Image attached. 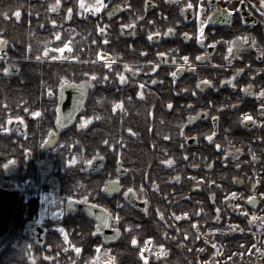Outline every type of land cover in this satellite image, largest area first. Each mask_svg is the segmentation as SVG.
<instances>
[{"label": "flooded vegetation", "instance_id": "af4514ba", "mask_svg": "<svg viewBox=\"0 0 264 264\" xmlns=\"http://www.w3.org/2000/svg\"><path fill=\"white\" fill-rule=\"evenodd\" d=\"M24 2L50 6V22L44 23V27L48 26L44 34V50L48 49V54L43 53L35 60L46 67L44 71L48 69L55 75L21 76V58L0 57V187L19 193L11 230L0 239V248L5 250L7 237L19 228L21 235H17V241L27 239L42 248L41 252L32 249L31 255L24 253L30 264L78 260L82 248L73 240L74 231L79 238L85 233V223L90 225L93 220V237L97 239L93 248L98 252L101 248L108 250L123 234L120 218L116 219L111 209L123 204L133 207L124 194L130 188L135 189L130 165L147 159L151 163L168 161L163 150L171 146L175 147V153L168 150L165 155L175 162V203L191 197L187 192L178 198L177 187L185 173L195 178L203 170L225 171L235 165L244 175L236 179L237 186L247 189V180L251 179V183L248 194L239 191L236 203L239 209L234 204L232 208L235 212L264 211L260 207L264 197V111L260 105L264 104V98L258 95L264 89L262 0H104L105 6L99 12L82 10L79 0H60L58 10L53 7L56 0ZM96 3L97 0H85L86 5ZM68 8H72L71 19H67ZM229 9L233 10L230 14ZM81 11L85 14L81 15ZM36 17L39 14L31 11L30 19ZM53 20L57 23L53 24ZM202 20L207 23L204 42L200 43ZM129 24L132 27H124ZM104 28L106 31L100 30ZM170 28L174 32L165 35ZM149 33L159 35L149 39ZM185 33L191 36L186 39ZM240 37H247V41L237 39ZM32 42L30 47H34ZM66 43L70 47L60 52L59 57L76 59H52ZM230 44L232 55L228 53ZM7 48V41L0 40V49ZM102 55L107 59H101ZM184 56H188V61ZM198 56L202 58L198 60ZM109 62L111 67L107 66ZM126 64L131 67H125ZM156 65L159 67L153 72ZM180 65H184L183 70ZM191 65L196 66L195 70ZM9 66L11 71L4 72ZM172 72L178 74L173 77ZM92 73H96L95 78ZM117 73L127 77L125 83L120 82ZM65 77L86 84L81 107L75 88H67L61 99L59 85ZM232 77H235L232 83H220ZM205 80H211L212 85H201ZM89 81L94 86L88 85ZM246 87L250 90L245 91ZM49 88L54 95H49ZM141 90L143 96L138 95ZM119 101H123V107L114 108ZM33 112L40 114L34 116ZM247 113L254 120L242 122V114ZM61 116L67 119H60ZM71 117V124L65 125ZM88 117H92L91 121L81 127ZM90 129L94 154L81 156L77 151ZM213 132L216 135L210 141L207 137ZM147 146L151 157L147 156ZM70 160L75 163L70 164ZM89 160L91 165L87 163ZM97 160L101 161L99 169H91ZM249 162L254 165L251 172L246 168ZM94 175L98 181L90 184ZM117 178L120 192L106 194L105 185ZM200 186L193 185V189L199 190ZM135 195L139 201H146L148 207L146 196L142 198L136 189ZM211 195L215 200V193ZM101 196L110 200L107 202L111 207L99 201ZM122 196L124 203L117 204ZM249 196L260 198L257 208L249 206ZM85 197L87 202L109 211L111 227L120 230L118 241L107 244L103 230L96 231L97 220L83 210L70 209L76 202H84ZM8 200L14 201V197ZM54 207L60 208L62 214L54 212ZM99 261L98 254L95 263Z\"/></svg>", "mask_w": 264, "mask_h": 264}, {"label": "trees", "instance_id": "16d2710c", "mask_svg": "<svg viewBox=\"0 0 264 264\" xmlns=\"http://www.w3.org/2000/svg\"><path fill=\"white\" fill-rule=\"evenodd\" d=\"M14 1L0 0V38L8 43L4 55L10 58H21L19 61L22 69L21 76H54L55 73L50 74L48 69L44 71L46 67L41 66L40 62L35 60L44 53L46 43L44 34L45 29L48 28V26L44 27V23L50 22L48 19L50 6L40 3L30 5L24 0L15 4ZM16 11L21 13V17L17 18ZM31 11L39 14V17L34 18V20L30 19ZM29 40L33 41L34 47L29 46ZM32 69L34 70L32 71ZM39 70L42 73H39ZM84 136L82 148L77 152L81 156L88 153L91 157L94 154L91 129ZM147 151V156L151 157L152 152H150L149 146H147ZM167 151L170 154L175 153V147L164 148L163 157ZM138 158L142 160V156L139 155ZM252 164L249 162L246 167L250 172L254 169ZM130 168L132 187L137 190L142 198L146 196L149 202L147 211L134 209L127 204L111 209L115 217L117 214L119 215L120 227L123 231L121 239L108 248L114 258V264H144L139 253L149 237L152 238L155 245L163 244L168 254L159 258L156 255H151L148 264H201V260L211 259L215 253L213 245L204 240L202 234L214 230L215 239L221 243L223 249V256L225 257L223 264H254L260 251H264L263 227L254 226L250 220L252 214L257 213V209L242 213L235 212L232 208V204L238 203V198L230 194L239 191L248 194V187L251 183V179H248L247 189H240L237 186L236 179L244 176L242 171L237 170V166L231 165L225 171L216 169L206 172L203 170L201 171L202 174L195 175V178H191L185 173L184 180L182 179L180 186L177 187L179 192L177 195L180 199L184 194L190 192L191 197L179 200L177 203H175V180L172 179L175 175V164L168 167L162 162L151 163L147 159L144 162L131 164ZM198 177H202V179ZM94 181H98L96 176L90 178L89 183L92 184ZM101 181L103 182V180ZM99 183L101 184L100 181ZM154 183L160 187L158 191L152 189ZM198 183L201 184L199 190H194L193 185ZM90 186L92 187V185ZM213 192L215 193V200L212 199L211 194ZM84 193L86 195L88 192L85 190ZM105 199L104 196H101L99 201L111 207L108 203L110 200ZM117 201V204L119 201L124 203L123 196ZM260 207L264 208V197ZM217 209L222 211L220 216H218ZM161 213H163L164 218ZM173 213L175 216L183 215V213H188V215L179 220H174ZM216 216L220 218V221L217 218L214 220ZM85 219L88 220L87 217ZM166 219L169 226L165 224ZM89 223H85V233L79 238L77 231H74L73 240L76 241L79 248H82V255L79 259L67 261L60 259L56 264H96L95 257L100 255V252L97 251V248H93V242L97 239L93 237V220H91L90 225ZM128 225H132L131 229ZM234 225L236 227H233ZM87 228L92 231L89 233ZM19 234L21 235L20 229L17 228V230L13 229L7 237V245L0 258V264H30L23 256L28 247V240L19 239L17 241L16 238ZM133 238L138 240L135 245L131 243ZM100 243L101 240L98 241L99 245ZM41 249L40 245L33 246V251H40ZM212 259L214 260V258ZM98 264L105 263L99 261Z\"/></svg>", "mask_w": 264, "mask_h": 264}, {"label": "snow or ice", "instance_id": "6c2138e0", "mask_svg": "<svg viewBox=\"0 0 264 264\" xmlns=\"http://www.w3.org/2000/svg\"><path fill=\"white\" fill-rule=\"evenodd\" d=\"M262 3H264V0H262ZM59 4H60V0H56V5L53 6L54 9L58 10V6H59ZM79 6H80V8H81L82 10L99 12V11H100L105 5H104V0H97V3H96V4H88V5L85 4V0H79ZM190 6H191V5H188V7H190ZM67 11H68V13H69L67 19H71V18H72V17H71L72 8H68ZM232 11H233L232 9H229V10H228V14H230ZM84 14H85V11H81V15H84ZM109 14L111 15V13H109ZM19 15H20V13H19V11H17V13H16L17 18H19ZM52 23H53V24H56L57 22H56L55 20H53ZM132 23L135 24V21H133ZM206 23H207V21H203V20L201 21L200 38H199V42H200V43H203V42H204L203 30H204V25H205ZM124 27H126V28H130V27H132V24L124 25ZM100 30H101V31H106V28H104V29H100ZM173 32H174V29H171V28H170V29L168 30V32H167V33H164V34H165V35H168V34L173 33ZM59 35H60V34L57 33V38H59ZM157 35H159V33H149V39H151L153 36H157ZM184 35H185V38L187 39V38H189V37L191 36V33H185ZM2 39H3V38H0V40H2ZM237 39H239V40H241V41H244V42L247 41V37H240V38H237ZM105 43H107V40H105ZM213 43H216V42L213 41ZM254 44H255V42L253 41V46H254ZM69 47H70V45H69L68 43H66V44H64V46H63L62 48L57 49V51L63 53L64 50H65L66 48H69ZM232 52H233V45L230 44V46H229V48H228V53H229V55H232ZM47 54H48V49H45V50H44V55H47ZM159 55L163 56V55H166V54H165V53H160ZM202 55H203V54H202ZM262 55H264V53H262ZM37 58H39V57H37ZM57 58H58V57H52V59H57ZM59 58H71V59H76V57H59ZM201 58H202L201 56H198V57H197L198 60L201 59ZM101 59H105V58H104L103 56H101ZM183 59H184L185 61H188L189 58H188V56H184ZM107 66H108V67H111V63L109 62ZM125 67L130 68L131 65H127V64H126ZM158 67H159V65H156V67L152 68V71L155 72V71H156V68H158ZM195 67H196L195 65H191V68H192L193 70H195ZM183 68H184V65H180V69L183 70ZM3 71H4V72H9V71H11V66H9V68H5V69H3ZM135 71L138 72L139 69H135ZM238 71L242 72L243 69H239ZM177 74H178L177 72H172V73H171V75H172L173 77H175ZM91 75L93 76V78H95L96 73H92ZM117 75L120 77V82H121V83H125V82H126V80H127V77H126V76H124V75L121 74V73H117ZM234 79H235V77L228 78L227 80H222L220 83H221V84L232 83V81H233ZM104 81H105V82L107 81V76H106V75H105ZM152 83H156V81L153 80ZM200 83H201V85H212L213 82H212L211 80H205V81H201ZM87 84H88V85H91V81L87 82ZM91 86H94V85H91ZM85 87H86V84H85L84 82H82V83H80V84H77L75 81H71V80H69L67 77H65L64 80H63V82L59 85L61 99H64L65 94H66V89H67V88H75V89H77V96L80 98V100L78 101V106H80V105H82V99H83V95H84V91H83V90H84ZM140 87H141V89H143V87H144L143 84H141ZM233 87H235L234 84H233ZM249 90H250V88H248V87L245 88V91H249ZM48 93H49V95H54L53 90H52L51 88L48 89ZM138 95L143 96V95H144L143 90H141V91L138 93ZM253 95H257V93H253ZM258 95H259L261 98H264V89H262V90L258 93ZM122 107H123V101H119V102H116V103L114 104V108H122ZM168 107H169V108L172 107V103H171V102H169ZM221 107H223V105H221ZM233 107H235V105H233ZM260 108H261L262 111H264V104H261V105H260ZM74 110H75V109H74ZM39 114H40L39 112H33V113H32V115H34V116H38ZM69 115H71V113H69ZM16 119H20V120H22L23 117H17ZM91 119H92V117L85 118V119L82 121L81 127L86 126V125L91 121ZM213 119L215 120V119H217V118H216V117H213ZM241 119H242V122H249V121H253V120H254V117H253L250 113H247V114H242ZM5 131H7V129H6ZM129 131H131V129H129ZM215 135H216V133L213 132L212 134L208 135L207 139L211 141V140L213 139V136H215ZM104 143L107 144L108 141H104ZM216 147H217V148H220L221 146H220L219 144H216ZM225 155H227V153H225ZM69 163H70V164H71V163H75V161H74V160H70ZM87 163H88L89 165H91V164H92V161L89 160ZM165 163L171 164V163H174V161H172V160H168V161H165ZM210 166H211V165H210ZM173 179H175V178H173ZM118 181H119V178H117V183H118ZM259 182H260V181L257 180V183H259ZM153 187H157V186H156V185H153ZM197 187H198V185H197ZM111 190H112V191H115L116 188H115V187H112ZM105 191H109V186H108V185H105ZM134 192H135V189L130 188V189H128V191L125 192L124 194L127 196V195H130V194L134 193ZM230 195H231V196H236L237 193L233 192V193H231ZM213 198H214V194H213ZM146 199H147V198L145 197V200H146ZM225 199H228V197H225ZM247 199H248L249 201H253V200H254V198H253L252 196L247 197ZM84 200L87 201V198L85 197ZM71 205H72V201H70V203H69V206H70V207H71ZM236 207L239 209L240 206H239V205H236ZM144 211H147V208H145ZM217 211H219V209H217ZM105 212H107V210H105ZM58 214H62V210H61V212H59ZM183 215H184V216H187L188 213H183ZM161 216H163V213H161ZM119 218H120V217H119V215L117 214L116 219H119ZM110 219H111V214H110V213L107 214V215H102V224H98V225H97L96 231H97V232L102 231L103 227H111ZM217 219H219V217H217ZM252 219L255 220L256 217L253 216ZM128 227H129V229H131L132 225H128ZM233 227H236V226L234 225ZM240 230L243 231V229H240ZM60 231H61V232H64L65 237H67V233L65 232V230H64L63 228H60ZM116 231H117V233H118V232H119V229L117 228ZM214 231H215V230H214ZM105 238H106V239H107V238L116 239L115 236H112V237H105ZM151 240H152V238L149 237L148 240L144 243V247L140 249V253H139V254H140V256L142 257V259H143V261H144V264H148V261H149V256L145 255L144 253H145V250H146V249L149 250V251H151V243H150ZM131 243H132L133 245H135V244L138 243V240H137L136 238H133L132 241H131ZM158 247H159V252L157 253V258H159L160 256H164V255L166 254V252H167V249H165V247H164L163 244H160ZM76 251L79 252L80 249L77 248ZM113 259H114V258H113Z\"/></svg>", "mask_w": 264, "mask_h": 264}, {"label": "water", "instance_id": "95a60500", "mask_svg": "<svg viewBox=\"0 0 264 264\" xmlns=\"http://www.w3.org/2000/svg\"><path fill=\"white\" fill-rule=\"evenodd\" d=\"M85 92H86V89H85ZM79 107H81V105ZM60 119H67V117L61 116ZM72 119H73V117H71V119L69 118L68 122L65 125H67V126L70 125ZM100 163H101V161L97 160L91 166L92 167L91 169L98 170ZM107 185L109 186V191H105L106 194L114 195V194H117L118 192H120V190H121V188L119 186V182L117 183V181L108 182ZM112 185L116 186L115 191L110 190ZM10 197H14V201L11 202L10 200H8ZM126 197H127V201L129 202V204L135 208L145 209L147 207V202L146 201H139L136 198L135 192L130 194V195H127ZM253 198H254L253 201H248L249 206L251 208H257L259 203L261 202V200L258 197H253ZM18 199H19V193L17 190H6V189H2L0 187V239H2L11 230V224L13 221V213H14V210L17 206ZM11 200H13V199H11ZM70 209L71 210L80 209V210L85 211L91 218L97 220L98 224H102V215L109 214V211L105 212L106 209L104 207L89 203L87 201L76 202V206H74V208H70ZM110 224L112 225L111 219H110ZM102 230H103L102 235H103L105 242L107 244L113 243V242H116L119 240L120 230L118 233H117L116 229H113L112 227H103ZM112 236H115L116 239H111V238L106 239L105 238V237H112ZM42 242L43 241L41 240V243ZM3 250H4V248H0V255L2 254Z\"/></svg>", "mask_w": 264, "mask_h": 264}, {"label": "rangeland", "instance_id": "374dc122", "mask_svg": "<svg viewBox=\"0 0 264 264\" xmlns=\"http://www.w3.org/2000/svg\"><path fill=\"white\" fill-rule=\"evenodd\" d=\"M16 13H17V11H16ZM15 13V14H16ZM20 13V12H19ZM21 16V13H20V15H19V17ZM56 38H57V36H56ZM60 38V37H59ZM59 38H57V39H59ZM4 52H6L5 50L3 51V50H1L0 49V57H2V56H4ZM59 54H60V52H57V54H56V56L55 57H59ZM105 59H107V57H105V55H102ZM40 57V56H39ZM167 155V154H166ZM164 156V159L165 160H172L170 157H168V156ZM167 157V158H166ZM163 164H166L165 163V161H163L162 162ZM172 164H175V162L174 163H171V164H166V165H168V167H172ZM175 177V175L173 176V178ZM172 178V179H173ZM175 180V179H174ZM153 185H156L157 187H153L152 186V189L153 190H159V186L156 184V183H154ZM237 193V195L236 196H234V197H238V195L240 194V192H236ZM264 196V195H263ZM168 201H170V200H168ZM243 211H241L242 213H246L247 211L246 210H244V209H242ZM53 211L54 212H56L57 214L59 213V212H61V209L60 208H58V207H54V209H53ZM218 212V216H220V214H221V212L222 211H217ZM173 218H174V220L175 219H177V220H179L180 218H183V217H185L184 215H177V216H175V213H173ZM218 216H216L215 218H214V220L218 217ZM253 216H255L256 217V219L255 220H253L252 219V217ZM252 217H251V221H252V224H254V226H256V227H258V228H262L263 227V230H264V222H263V217L260 215V214H252ZM163 218H164V216H163ZM219 221H220V218H219ZM165 224H167L168 226H169V223H168V220L166 219L165 220ZM197 226V225H196ZM198 227V226H197ZM264 232V231H263ZM202 236H203V238H204V240H206L209 244H213V247L215 248V253L212 255V257H211V259H208V260H201V264H223V262H224V260H225V257L223 256V249H222V246L220 245V243H219V241H217V240H215V231H207V232H203V234H202ZM148 240V239H147ZM146 240V241H147ZM151 251H149V250H145V255H147V256H149V258L151 257V255H156L157 256V253L159 252V245H155L154 243H153V241L151 240ZM144 247V245L142 246V248ZM33 249V245L32 244H30V243H28V247H27V250H26V254H30V252H31V250ZM44 249V248H43ZM166 249V248H165ZM33 251V250H32ZM42 250H40V252H41ZM26 254H23V256H25ZM168 254V251L166 252V254L165 255H167ZM259 254H264V251H260V253ZM258 254V255H259ZM31 255V254H30ZM164 255V256H165ZM257 255V256H258ZM161 257V256H160ZM212 258H214V260L212 259ZM100 261L101 262H103V263H105V264H114V259H113V256L111 255V253H110V251L109 250H101V252H100Z\"/></svg>", "mask_w": 264, "mask_h": 264}, {"label": "built area", "instance_id": "2783aa9c", "mask_svg": "<svg viewBox=\"0 0 264 264\" xmlns=\"http://www.w3.org/2000/svg\"><path fill=\"white\" fill-rule=\"evenodd\" d=\"M261 215H263V217H264V211L261 212ZM258 261H260L261 263L264 262V254H259L258 255Z\"/></svg>", "mask_w": 264, "mask_h": 264}, {"label": "crops", "instance_id": "0c3cea01", "mask_svg": "<svg viewBox=\"0 0 264 264\" xmlns=\"http://www.w3.org/2000/svg\"><path fill=\"white\" fill-rule=\"evenodd\" d=\"M216 240V239H215ZM220 243V242H219ZM213 245V244H212ZM220 245H221V243H220ZM254 264H264V263H261V262H259L257 259H255V262H254Z\"/></svg>", "mask_w": 264, "mask_h": 264}]
</instances>
